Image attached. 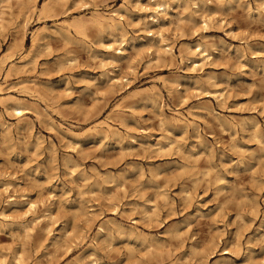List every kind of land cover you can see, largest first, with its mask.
I'll return each instance as SVG.
<instances>
[{"label":"rangeland","instance_id":"rangeland-1","mask_svg":"<svg viewBox=\"0 0 264 264\" xmlns=\"http://www.w3.org/2000/svg\"><path fill=\"white\" fill-rule=\"evenodd\" d=\"M153 1L0 0V264H260L261 0Z\"/></svg>","mask_w":264,"mask_h":264},{"label":"bare ground","instance_id":"bare-ground-1","mask_svg":"<svg viewBox=\"0 0 264 264\" xmlns=\"http://www.w3.org/2000/svg\"><path fill=\"white\" fill-rule=\"evenodd\" d=\"M154 5H155V8L156 9H151L153 11H151L152 14L149 15V20L151 23H158L159 21V16H158V12L163 13L164 14H167V10L169 9V3L167 0H155L153 1ZM259 6L263 7L264 8V0H261L259 2ZM142 7V6H141ZM113 12H111L108 16V18H103L102 15L98 16V18L100 19H103V20H108L109 22L107 21H104L103 26H105L106 29H109L117 24L116 22L113 21ZM162 15V14H161ZM120 21V20H119ZM203 21H206V20H203ZM101 24V25H102ZM101 27V26H100ZM158 28V27H157ZM111 31H109L110 33ZM112 37H114L112 35ZM150 41H152L151 44L157 46L158 48H160L162 50V53L164 54H170L172 55V48L171 46L169 45V43L166 42V40L164 39V37L162 36V34H160L159 32H155V36L150 39ZM120 49L123 48L124 44H123V41L121 39H114L113 41ZM195 47V48H194ZM194 50H192L194 53H196V55L200 58V59H205L208 57L209 53H208V50L206 48V46L204 44H201V43H197L195 46H194ZM180 52V51H179ZM117 54H122V51L121 50H118L116 52ZM119 58H123L122 57H119V56H109V60L110 62L113 64L114 62H117L119 60ZM13 111L16 113V114H20L22 112V109L18 106H15L13 107ZM104 132V131H103ZM103 225V224H101ZM101 230L103 231V227H101ZM98 236V234H96ZM264 237V236H263ZM253 259V258H252ZM254 260V259H253ZM256 260V259H255ZM254 260V261H255ZM94 261H91V263H94ZM3 264V263H2ZM5 264V263H4ZM253 264V263H252ZM260 264H264V257L262 259H260Z\"/></svg>","mask_w":264,"mask_h":264}]
</instances>
